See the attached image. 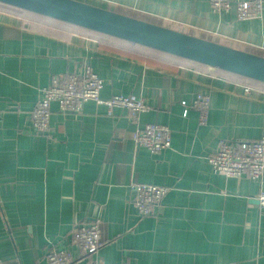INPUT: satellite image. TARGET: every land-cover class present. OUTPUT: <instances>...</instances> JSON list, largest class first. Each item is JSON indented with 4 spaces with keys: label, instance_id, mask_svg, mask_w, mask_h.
I'll return each instance as SVG.
<instances>
[{
    "label": "crops",
    "instance_id": "crops-1",
    "mask_svg": "<svg viewBox=\"0 0 264 264\" xmlns=\"http://www.w3.org/2000/svg\"><path fill=\"white\" fill-rule=\"evenodd\" d=\"M77 1L264 58V8L238 21L209 0ZM84 65L102 79V99L142 98L147 111L133 122L119 107L60 113L52 102L47 132H35L40 89ZM200 93L210 96L204 125L189 107ZM146 124L169 128L168 149L134 143ZM260 139L263 83L0 5V264H46L50 248L78 259L71 235L93 219L101 245L74 264H264V173L225 178L208 160L221 141ZM133 182L168 189L147 217Z\"/></svg>",
    "mask_w": 264,
    "mask_h": 264
},
{
    "label": "built area",
    "instance_id": "built-area-1",
    "mask_svg": "<svg viewBox=\"0 0 264 264\" xmlns=\"http://www.w3.org/2000/svg\"><path fill=\"white\" fill-rule=\"evenodd\" d=\"M209 2L212 12L216 14L229 13L233 8L238 21L258 19L264 8V0H209ZM102 88V79L88 65H84L80 73H67L61 80L53 79L50 85L40 89L35 109L31 113L34 131L40 134L47 132L52 102L57 104L60 113H80L88 101L105 105L108 109L119 107L128 112L133 122L148 109L142 98L116 95L102 99L100 97ZM251 90L250 87H244L243 92L249 94ZM182 104L186 105L185 102ZM209 104L208 93L196 95L189 104V107L198 113L199 125L206 123ZM132 140L137 146L157 154L170 147L171 133L165 125L146 124L135 127ZM208 160L212 171L225 178L246 176L254 181L260 180L264 173V139L245 142L221 141ZM128 190L134 194L132 202L141 217L151 215L168 191L165 187L134 182L128 185ZM256 200L259 207L264 208V193L260 192ZM69 244L70 247L77 249L78 259L95 255L101 245L99 220L93 219L76 225ZM78 259L72 257L69 247L62 250L50 248L45 255L46 264H74Z\"/></svg>",
    "mask_w": 264,
    "mask_h": 264
},
{
    "label": "water",
    "instance_id": "water-1",
    "mask_svg": "<svg viewBox=\"0 0 264 264\" xmlns=\"http://www.w3.org/2000/svg\"><path fill=\"white\" fill-rule=\"evenodd\" d=\"M0 4L153 49L264 84V58L77 0H0Z\"/></svg>",
    "mask_w": 264,
    "mask_h": 264
},
{
    "label": "trees",
    "instance_id": "trees-1",
    "mask_svg": "<svg viewBox=\"0 0 264 264\" xmlns=\"http://www.w3.org/2000/svg\"><path fill=\"white\" fill-rule=\"evenodd\" d=\"M1 6H3V7H7L6 5H3V4H0Z\"/></svg>",
    "mask_w": 264,
    "mask_h": 264
}]
</instances>
